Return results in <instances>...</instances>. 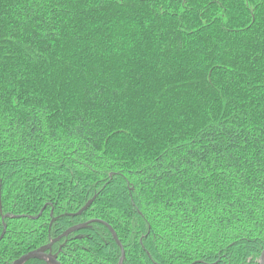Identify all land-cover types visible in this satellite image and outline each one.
<instances>
[{
	"label": "trees",
	"instance_id": "16d2710c",
	"mask_svg": "<svg viewBox=\"0 0 264 264\" xmlns=\"http://www.w3.org/2000/svg\"><path fill=\"white\" fill-rule=\"evenodd\" d=\"M87 222L61 264H258L264 0H0V264Z\"/></svg>",
	"mask_w": 264,
	"mask_h": 264
},
{
	"label": "water",
	"instance_id": "95a60500",
	"mask_svg": "<svg viewBox=\"0 0 264 264\" xmlns=\"http://www.w3.org/2000/svg\"><path fill=\"white\" fill-rule=\"evenodd\" d=\"M10 217V216H8ZM87 223H83L80 225H76L70 229H68L67 231H65L64 233H62L59 237H57L56 239H54L50 244L43 246L37 250L31 251L23 256H21L19 259H17L16 261H14L12 264H25L27 261L32 260V259H39V260H45L47 261L49 264H61L58 260H57V256L56 255H52L51 253H46V251H50V248L52 246L53 243L57 242L58 240L67 237L69 234H71L74 231L80 230L82 228H85L87 226ZM109 231L112 233V236L114 238V240L116 241V243L119 245L120 249H121V257L119 260V264H122L123 260H124V251L122 248L121 243L119 242L115 232L111 229L110 226H108ZM4 235V231L3 234L0 237V240L2 238V236ZM258 264H264V249L261 251L259 258H258Z\"/></svg>",
	"mask_w": 264,
	"mask_h": 264
},
{
	"label": "flooded vegetation",
	"instance_id": "af4514ba",
	"mask_svg": "<svg viewBox=\"0 0 264 264\" xmlns=\"http://www.w3.org/2000/svg\"><path fill=\"white\" fill-rule=\"evenodd\" d=\"M51 242H52V241H51ZM51 242H50V243H51ZM50 243H49V244H50ZM52 245H53V244H52ZM51 247H52V246H51ZM50 250H51V248H50ZM46 253H51V252H50V251H46ZM51 254H52V253H51ZM52 255H55V254H52ZM56 256H57V255H56ZM57 260H58V259H57ZM46 262H47V261H46Z\"/></svg>",
	"mask_w": 264,
	"mask_h": 264
}]
</instances>
